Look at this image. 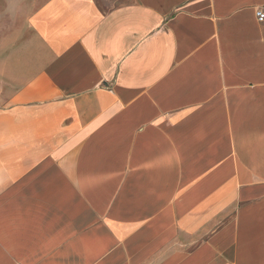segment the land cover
<instances>
[{
    "label": "crops",
    "instance_id": "obj_1",
    "mask_svg": "<svg viewBox=\"0 0 264 264\" xmlns=\"http://www.w3.org/2000/svg\"><path fill=\"white\" fill-rule=\"evenodd\" d=\"M264 0H0V264H264Z\"/></svg>",
    "mask_w": 264,
    "mask_h": 264
},
{
    "label": "built area",
    "instance_id": "obj_2",
    "mask_svg": "<svg viewBox=\"0 0 264 264\" xmlns=\"http://www.w3.org/2000/svg\"><path fill=\"white\" fill-rule=\"evenodd\" d=\"M256 15H257V18L259 19V21H262L264 22V8H259L257 11H256ZM17 264H24L22 262H19Z\"/></svg>",
    "mask_w": 264,
    "mask_h": 264
}]
</instances>
